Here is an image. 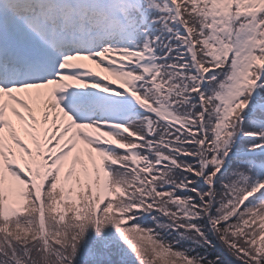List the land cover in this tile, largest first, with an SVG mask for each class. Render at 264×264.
<instances>
[{
    "label": "snow or ice",
    "instance_id": "snow-or-ice-1",
    "mask_svg": "<svg viewBox=\"0 0 264 264\" xmlns=\"http://www.w3.org/2000/svg\"><path fill=\"white\" fill-rule=\"evenodd\" d=\"M0 264H264V0H0Z\"/></svg>",
    "mask_w": 264,
    "mask_h": 264
}]
</instances>
